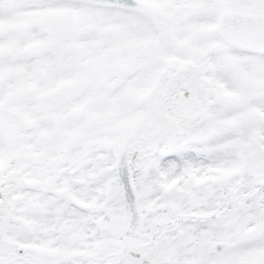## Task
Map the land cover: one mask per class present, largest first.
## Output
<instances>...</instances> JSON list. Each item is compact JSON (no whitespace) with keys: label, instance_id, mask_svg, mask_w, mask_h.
Masks as SVG:
<instances>
[{"label":"snow or ice","instance_id":"obj_1","mask_svg":"<svg viewBox=\"0 0 264 264\" xmlns=\"http://www.w3.org/2000/svg\"><path fill=\"white\" fill-rule=\"evenodd\" d=\"M0 264H264V0H0Z\"/></svg>","mask_w":264,"mask_h":264}]
</instances>
